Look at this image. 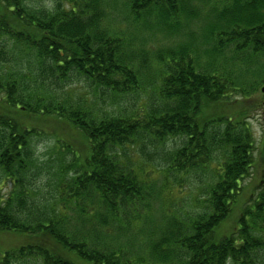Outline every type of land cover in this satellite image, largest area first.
I'll return each mask as SVG.
<instances>
[{
	"label": "trees",
	"instance_id": "obj_1",
	"mask_svg": "<svg viewBox=\"0 0 264 264\" xmlns=\"http://www.w3.org/2000/svg\"><path fill=\"white\" fill-rule=\"evenodd\" d=\"M47 1L0 0V174L11 184L0 192V230L27 239L0 251V264H264V147L257 156L245 104L264 95V0H112L120 21L106 0ZM194 22L204 23L199 34ZM152 31L180 40L154 56L163 68L144 114L60 93L80 81L119 100L139 89L149 63L143 46L135 57L134 33ZM228 104L233 114L217 111ZM50 118L84 144L57 138L41 168L31 122ZM172 139L166 166L146 168ZM166 189L176 205L164 203L155 224L150 201ZM233 215L235 230L219 235Z\"/></svg>",
	"mask_w": 264,
	"mask_h": 264
},
{
	"label": "rangeland",
	"instance_id": "obj_2",
	"mask_svg": "<svg viewBox=\"0 0 264 264\" xmlns=\"http://www.w3.org/2000/svg\"><path fill=\"white\" fill-rule=\"evenodd\" d=\"M108 3L111 4V8H110V12H111V19H116V21H120L122 19V11L120 9V7L115 6L114 4L112 5V0H106ZM29 4H46L48 1L47 0H28ZM213 3V2H212ZM116 8H115V7ZM152 16V15H151ZM153 17V16H152ZM154 18V17H153ZM124 23H126L124 21ZM197 24H204L203 22H197ZM200 25H196V23H193V28H195V31L197 34L200 33ZM151 37L152 38H148L146 40V37L144 35H142L139 32H135L134 33V45L132 50L135 51V57L138 59L141 51L143 49L146 50L147 54L144 55V63H149L148 65V70H142V77H141V81L139 82V89H137L134 92H131L128 95H125L123 97L120 98V100L117 97H112L111 94L108 95H103L102 93H99L98 91L91 89L90 87L86 86L82 81L80 82H74L71 85H68L67 87H64L63 89H60V93H66V97H83L84 99H86L88 102L91 100H96L98 103V105L102 108H106L107 110H113L112 108L117 107V105L122 104L121 106L124 108H127V110L130 111H134L135 114H144L145 110L148 108V106L150 104H152V102H154V100L157 98V92L159 90L158 85V73L162 72V68L161 66V62H158L157 60H155L154 56L158 53V52H165L168 51L169 47H173V49H176V43L180 40V36L179 35H174V36H170L168 39L163 37L162 34H160L158 31H152L151 32ZM143 46V49L141 48ZM201 48H208L207 45V39H205L203 44H200ZM209 54H210V60L208 61V65H210L213 60V54H217L216 52H214V50L210 47L209 48ZM223 54L219 56V60L223 59ZM218 60V61H219ZM244 69V68H243ZM243 69H234V75L238 76V75H246V77L248 78H252V76H250V72H244ZM245 81V80H242ZM156 83L154 85H152L151 83ZM52 93L57 94V90L52 89L51 90ZM263 93H256L254 95V97L252 98V102H257V103H261V105H259V107H254L253 105L249 104V103H245L247 105V108H250L251 111L249 112V121H250V127L253 130V132L255 133L257 142H258V154L257 156H259V153L261 152V149L264 147V95H262ZM58 95V94H57ZM79 95V96H78ZM81 95V96H80ZM119 101H118V100ZM253 102V103H254ZM120 106V107H121ZM224 111V113L226 115H230L233 114L235 109L231 108V105L228 104V106H220V108L217 111ZM212 111H207L204 110V115H210ZM50 120L52 121H47V120H41V121H32V125L34 124L35 126H37V128L39 129V131L42 133H40V137H38L37 141L35 140L34 142V147L35 150L39 156V162H40V166L41 168L44 167L42 165V163L46 162H50L52 163L54 154H56V152L54 151V144H55V140L57 138H61L67 142H72V145L74 147H76V149H78L79 147H81L84 142H83V137L81 135V133L79 132L78 129H76L74 126L70 125L69 123H67L64 120H60V119H56V118H50ZM26 125H30V124H26ZM44 135V136H43ZM178 144V140L176 139H172L168 142V144H166V146L163 147V157L160 156L159 154H157L156 152H153V156L155 157V163H151L148 162L146 163L145 167L148 169H152L153 171L156 170L157 168H155V165H157V167H165L166 166V159L165 157H167L166 155V151L165 149H169L172 148L173 146ZM165 148V149H164ZM149 149V152H148ZM146 149V151L148 153H150L151 151H154L156 148L152 145H149V148ZM142 153L147 154L145 151H143V148H141ZM148 158L151 160V157L147 154L144 156V158ZM55 165V164H54ZM261 171V169H259L258 167L255 168V172L246 180V183L250 182L252 180V178L256 177L257 174H259V172ZM262 171H263V167H262ZM44 172H46V169H44ZM160 172H162L161 170H158L156 174L153 173L152 177H155L157 180L156 185L157 187H159L161 185V181H162V175H160ZM155 175V176H154ZM170 180L172 182V184L168 185V186H173L174 189H176V179H174L173 177H170ZM205 180V175L203 173H196L195 174V179L194 182L196 185H199V183L203 182ZM194 184V185H195ZM195 185V186H196ZM44 187V186H43ZM42 187V188H43ZM11 188V184L8 180H6L3 176H1L0 174V192L4 195H6L9 190ZM194 191H198V189H193ZM175 191V190H174ZM193 191V195H195ZM255 192V187L249 185L248 189L246 190V195L249 196L250 193ZM46 192L43 190L41 191L40 195L42 196L43 194H45ZM162 193V192H161ZM160 193V194H161ZM190 194L189 191H187V195ZM167 198L168 200L171 199V201H164V199ZM186 201V202H185ZM164 203H167L169 205H171L172 203H174L176 205V192L174 193H170L167 189L164 192V196L159 197L158 199H151L150 201V216L155 220V224L160 223L161 219H163V215H165L166 211L164 208H162V206L164 205ZM181 205L185 206V207H192L193 206V202H192V198L191 197H186L182 199V202H180ZM176 208V206H174ZM186 211V209H183V211ZM237 212V211H236ZM239 213V211L237 212V214ZM236 217L235 215H233L232 218H230L228 221L224 222L223 224H221V226L218 228V234L219 235H224L227 234V236H229L233 231L235 230V226H236ZM26 237L21 236V235H16V234H12V233H8L6 231H1L0 230V251L9 249V248H13L16 247L17 245H21L24 244L26 241Z\"/></svg>",
	"mask_w": 264,
	"mask_h": 264
},
{
	"label": "water",
	"instance_id": "obj_3",
	"mask_svg": "<svg viewBox=\"0 0 264 264\" xmlns=\"http://www.w3.org/2000/svg\"><path fill=\"white\" fill-rule=\"evenodd\" d=\"M263 91H264V88H263Z\"/></svg>",
	"mask_w": 264,
	"mask_h": 264
},
{
	"label": "bare ground",
	"instance_id": "obj_4",
	"mask_svg": "<svg viewBox=\"0 0 264 264\" xmlns=\"http://www.w3.org/2000/svg\"><path fill=\"white\" fill-rule=\"evenodd\" d=\"M263 88V87H262Z\"/></svg>",
	"mask_w": 264,
	"mask_h": 264
}]
</instances>
